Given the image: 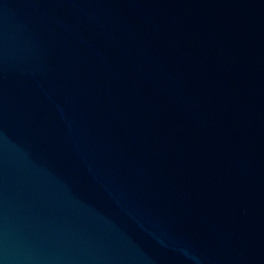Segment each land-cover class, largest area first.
<instances>
[{
    "label": "water",
    "instance_id": "95a60500",
    "mask_svg": "<svg viewBox=\"0 0 264 264\" xmlns=\"http://www.w3.org/2000/svg\"><path fill=\"white\" fill-rule=\"evenodd\" d=\"M0 264H264V0H0Z\"/></svg>",
    "mask_w": 264,
    "mask_h": 264
}]
</instances>
